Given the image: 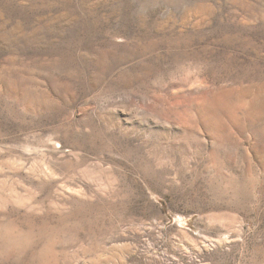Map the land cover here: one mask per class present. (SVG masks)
I'll list each match as a JSON object with an SVG mask.
<instances>
[{"label": "rangeland", "instance_id": "374dc122", "mask_svg": "<svg viewBox=\"0 0 264 264\" xmlns=\"http://www.w3.org/2000/svg\"><path fill=\"white\" fill-rule=\"evenodd\" d=\"M0 264H264V0H0Z\"/></svg>", "mask_w": 264, "mask_h": 264}]
</instances>
